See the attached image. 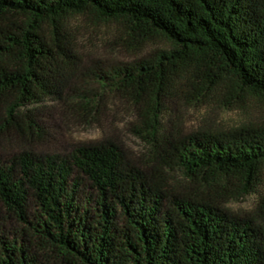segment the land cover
<instances>
[{
	"label": "trees",
	"instance_id": "trees-1",
	"mask_svg": "<svg viewBox=\"0 0 264 264\" xmlns=\"http://www.w3.org/2000/svg\"><path fill=\"white\" fill-rule=\"evenodd\" d=\"M76 16L164 44L100 78L136 107L158 167L142 171L112 142L0 157V218L20 228L8 238L0 223V264H264V123L183 135L167 105L264 104V0H0V135H34L37 108L63 100L81 66ZM165 168L194 189L173 194ZM252 195L244 216L224 206Z\"/></svg>",
	"mask_w": 264,
	"mask_h": 264
},
{
	"label": "rangeland",
	"instance_id": "rangeland-1",
	"mask_svg": "<svg viewBox=\"0 0 264 264\" xmlns=\"http://www.w3.org/2000/svg\"><path fill=\"white\" fill-rule=\"evenodd\" d=\"M69 26L81 66L73 74L61 102L47 100L37 108L34 119L41 131L26 136L14 131L0 135V157L8 158L22 151L63 155L81 146L112 142L131 163L150 174L158 166L151 148L136 133L139 123L136 107L119 94L103 89L100 78L111 67L150 57L163 49L164 44L136 45L119 24L103 23L89 16H76ZM238 104L204 103L186 94L167 101L170 120L183 135L200 129L264 123V104L251 100L245 105ZM27 114L24 110L20 119L23 128L29 123ZM164 175L175 195L194 189L177 169L165 168ZM256 199L255 195L247 196L230 200L224 206L233 215L244 216L253 210ZM0 223L4 224L2 230L8 238L13 229H20L16 222L3 217Z\"/></svg>",
	"mask_w": 264,
	"mask_h": 264
}]
</instances>
